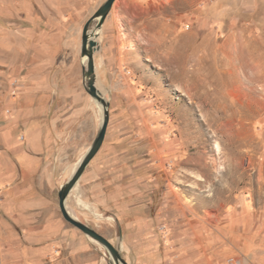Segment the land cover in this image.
<instances>
[{
  "label": "rangeland",
  "instance_id": "obj_1",
  "mask_svg": "<svg viewBox=\"0 0 264 264\" xmlns=\"http://www.w3.org/2000/svg\"><path fill=\"white\" fill-rule=\"evenodd\" d=\"M13 26L0 13L3 113ZM120 29L128 54L111 91L98 87L130 120L129 201L148 224L136 242L157 256L145 264H264V0H130ZM138 251L121 254L135 264Z\"/></svg>",
  "mask_w": 264,
  "mask_h": 264
},
{
  "label": "crops",
  "instance_id": "obj_2",
  "mask_svg": "<svg viewBox=\"0 0 264 264\" xmlns=\"http://www.w3.org/2000/svg\"><path fill=\"white\" fill-rule=\"evenodd\" d=\"M4 1L0 13L14 18L16 83L10 107L0 111V264H111L102 246L64 219L58 198L100 126L101 110L83 83L81 44L105 0ZM128 1L113 2L94 38L96 85L107 92L128 54L120 29ZM113 106L103 143L65 206L122 252L140 248L135 264L155 262L154 248L136 242L148 224L144 207L129 201L135 172L129 132L120 126L130 120L113 117Z\"/></svg>",
  "mask_w": 264,
  "mask_h": 264
},
{
  "label": "water",
  "instance_id": "obj_3",
  "mask_svg": "<svg viewBox=\"0 0 264 264\" xmlns=\"http://www.w3.org/2000/svg\"><path fill=\"white\" fill-rule=\"evenodd\" d=\"M114 1L115 0H105L97 9L95 14L85 23L83 28L81 44L83 83L86 91L98 103V106L101 110V121L95 139L81 158L71 178L61 187L58 193V198L60 210L64 219L102 246L106 251V254L109 255L111 264H128V262L123 258L119 247L115 246L109 239L99 233L96 229L72 215L65 206V199L68 193L76 184L88 162L102 145L109 122L110 102L96 85L94 52L97 49V43L94 38L97 30L101 27L102 22L110 11ZM92 25H94L95 29L91 34L90 27Z\"/></svg>",
  "mask_w": 264,
  "mask_h": 264
},
{
  "label": "bare ground",
  "instance_id": "obj_4",
  "mask_svg": "<svg viewBox=\"0 0 264 264\" xmlns=\"http://www.w3.org/2000/svg\"><path fill=\"white\" fill-rule=\"evenodd\" d=\"M235 59L239 61V57L236 56ZM242 62H244V61L240 59L239 64L242 65ZM246 63H248V64L246 65V66H248V65L250 64V61L247 60ZM237 87H238L237 89H239L240 91L243 92V93H241V95H243V96H247L248 94H250V93L252 92L251 90H249V92L244 91V90L242 89V86H238V85H237ZM252 93H253V92H252ZM243 99H244V98H243Z\"/></svg>",
  "mask_w": 264,
  "mask_h": 264
},
{
  "label": "built area",
  "instance_id": "obj_5",
  "mask_svg": "<svg viewBox=\"0 0 264 264\" xmlns=\"http://www.w3.org/2000/svg\"><path fill=\"white\" fill-rule=\"evenodd\" d=\"M15 85V84H14ZM22 138V137H21ZM229 264H236L234 261H230Z\"/></svg>",
  "mask_w": 264,
  "mask_h": 264
}]
</instances>
